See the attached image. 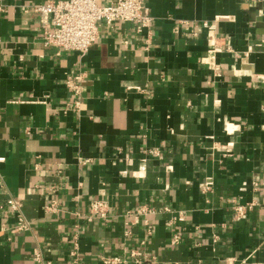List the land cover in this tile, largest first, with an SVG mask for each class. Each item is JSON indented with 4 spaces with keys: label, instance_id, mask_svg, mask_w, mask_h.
Returning <instances> with one entry per match:
<instances>
[{
    "label": "crops",
    "instance_id": "1",
    "mask_svg": "<svg viewBox=\"0 0 264 264\" xmlns=\"http://www.w3.org/2000/svg\"><path fill=\"white\" fill-rule=\"evenodd\" d=\"M49 1L0 0V264H76L77 243L84 264H264V1L146 0L149 29L102 24L84 56L45 45L25 8ZM95 200L109 221L86 219Z\"/></svg>",
    "mask_w": 264,
    "mask_h": 264
},
{
    "label": "built area",
    "instance_id": "2",
    "mask_svg": "<svg viewBox=\"0 0 264 264\" xmlns=\"http://www.w3.org/2000/svg\"><path fill=\"white\" fill-rule=\"evenodd\" d=\"M251 1V0H250ZM263 2L264 0H258ZM26 13L38 15L40 19V33L46 46H54L60 50L78 53L81 56L86 55L93 45L99 40L100 28L102 24L112 26L116 23L133 24L138 33H143L149 29L155 18L152 17L150 8L146 0H52L44 5H33L25 8ZM187 24V22H183ZM206 29L210 49L204 63L214 72L221 70L218 64V55L222 52L218 44L217 32L213 29L212 24L204 22L201 25ZM264 45V42L263 44ZM260 45V46H262ZM228 52L231 49L228 48ZM81 77L70 79L68 86L78 94L80 92ZM153 154H158L154 151ZM1 160V159H0ZM1 189L5 188L3 182H0ZM213 180L208 178L202 184L203 192L212 190ZM23 203L15 198L8 200V207L14 214L17 222L13 233H20L30 230V222L23 213ZM89 212L85 216L92 223L95 220L109 221L110 205L103 200H95L90 203ZM253 206L235 207V219L241 220L247 217L252 211ZM48 211H58L57 203L47 207ZM171 213V210L166 209ZM151 210L142 208L137 210L136 214L128 213V216L134 217L142 214H150ZM186 212H179L174 222L185 220ZM175 224V223H174ZM182 236L176 233L172 239L173 245L181 243ZM72 253L76 264H84V261L78 255V243ZM41 255L37 254L36 259L41 261ZM104 264H125L128 263L121 257H103ZM152 260L149 256L138 250L131 253V264H150ZM50 264V263H46Z\"/></svg>",
    "mask_w": 264,
    "mask_h": 264
}]
</instances>
